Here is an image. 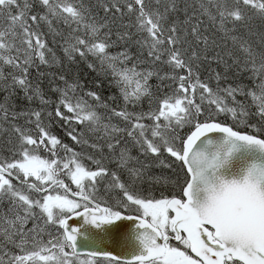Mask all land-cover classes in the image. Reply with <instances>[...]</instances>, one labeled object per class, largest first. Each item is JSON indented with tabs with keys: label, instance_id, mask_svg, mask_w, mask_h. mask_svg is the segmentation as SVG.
Returning <instances> with one entry per match:
<instances>
[{
	"label": "snow or ice",
	"instance_id": "snow-or-ice-1",
	"mask_svg": "<svg viewBox=\"0 0 264 264\" xmlns=\"http://www.w3.org/2000/svg\"><path fill=\"white\" fill-rule=\"evenodd\" d=\"M0 264H264V0H0Z\"/></svg>",
	"mask_w": 264,
	"mask_h": 264
}]
</instances>
